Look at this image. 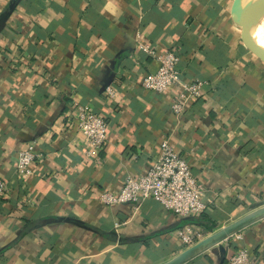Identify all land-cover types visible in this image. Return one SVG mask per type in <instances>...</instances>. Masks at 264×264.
<instances>
[{
  "label": "crops",
  "instance_id": "obj_1",
  "mask_svg": "<svg viewBox=\"0 0 264 264\" xmlns=\"http://www.w3.org/2000/svg\"><path fill=\"white\" fill-rule=\"evenodd\" d=\"M233 2L0 0V264H163L188 249L177 230L206 229L181 226L187 218L153 200H100L149 169L164 140L204 185L216 227L202 239L264 206V62ZM170 50L201 98L142 88L158 69L151 52ZM77 106L109 122L93 158L72 119ZM30 149L43 159L24 179L17 162ZM239 250L264 264V219L185 264H229Z\"/></svg>",
  "mask_w": 264,
  "mask_h": 264
},
{
  "label": "built area",
  "instance_id": "obj_2",
  "mask_svg": "<svg viewBox=\"0 0 264 264\" xmlns=\"http://www.w3.org/2000/svg\"><path fill=\"white\" fill-rule=\"evenodd\" d=\"M158 63L155 73L146 75L140 82L143 89L155 94H164L170 88L180 86L190 92V98H201L199 83L187 84L177 69L180 61L175 51L166 54L151 52ZM114 96L111 88L107 89ZM187 94L176 99L175 112L183 109V103L188 100ZM79 132L87 142L86 157L97 156L105 147L109 136V122L104 114L96 113L90 106H77L72 115ZM43 156L31 149L20 153L17 162L18 174L27 179L33 175V166L40 162ZM6 191L5 184L0 181V195ZM106 206L120 204H139L143 200L158 202L166 211L179 218H199L209 207L205 202V188L194 175L189 162L181 156L168 140L160 146V153L149 167L138 176L129 175L119 191H104L100 196ZM202 230L188 226L177 230V236L187 247L202 240ZM229 264H251V257L245 250H239Z\"/></svg>",
  "mask_w": 264,
  "mask_h": 264
},
{
  "label": "water",
  "instance_id": "obj_3",
  "mask_svg": "<svg viewBox=\"0 0 264 264\" xmlns=\"http://www.w3.org/2000/svg\"><path fill=\"white\" fill-rule=\"evenodd\" d=\"M262 4H264V0H234L232 12L235 21L243 28L246 41L264 62V46L258 39L261 22L257 16L261 17L258 8ZM255 10L257 14H255ZM261 219H264V206L251 211L226 227L212 233L163 264H185ZM221 249L224 253L225 250Z\"/></svg>",
  "mask_w": 264,
  "mask_h": 264
},
{
  "label": "trees",
  "instance_id": "obj_4",
  "mask_svg": "<svg viewBox=\"0 0 264 264\" xmlns=\"http://www.w3.org/2000/svg\"><path fill=\"white\" fill-rule=\"evenodd\" d=\"M185 224L198 225L206 229V231H213L216 227L215 222L206 216V212L199 218L187 219L185 221H182L181 226H184Z\"/></svg>",
  "mask_w": 264,
  "mask_h": 264
},
{
  "label": "bare ground",
  "instance_id": "obj_5",
  "mask_svg": "<svg viewBox=\"0 0 264 264\" xmlns=\"http://www.w3.org/2000/svg\"><path fill=\"white\" fill-rule=\"evenodd\" d=\"M258 39L259 42L264 46V27L262 25L259 27Z\"/></svg>",
  "mask_w": 264,
  "mask_h": 264
},
{
  "label": "rangeland",
  "instance_id": "obj_6",
  "mask_svg": "<svg viewBox=\"0 0 264 264\" xmlns=\"http://www.w3.org/2000/svg\"><path fill=\"white\" fill-rule=\"evenodd\" d=\"M255 14H257V13H256V10H255ZM257 16H258V18H259L260 20H263V18H264V17H263V18L260 17L259 15H257ZM206 232H207L206 230H203V231H202V233H201L202 237H203L204 234H206Z\"/></svg>",
  "mask_w": 264,
  "mask_h": 264
}]
</instances>
